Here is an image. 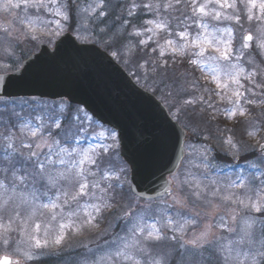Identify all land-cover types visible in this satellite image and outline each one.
Here are the masks:
<instances>
[{"label": "snow or ice", "instance_id": "1", "mask_svg": "<svg viewBox=\"0 0 264 264\" xmlns=\"http://www.w3.org/2000/svg\"><path fill=\"white\" fill-rule=\"evenodd\" d=\"M62 35L111 48L113 58L151 42L159 64L144 60L137 67L147 79L150 66L152 76H159L153 90L162 84L169 97L188 87L185 74L168 81L163 58L188 56L190 65L210 72L215 94L230 105L224 110L230 118L249 115L246 105L264 103L246 94L264 96V83L256 82L264 72L250 51L255 44L264 56V0H0V264L61 256L71 247L70 237L96 232L105 214H111L108 225L89 242L93 246L78 245L84 250L79 264H264V143L223 139L226 155L238 158L256 147L259 155L248 162V171L221 181L208 178L216 167L212 146L186 136L191 158L183 177H174L176 191L169 181L158 200L137 196L124 187L127 169L119 166L115 131L66 101L49 104L15 91L31 67L25 63L27 46ZM245 63L252 68L246 70ZM244 80L262 91L246 89ZM204 91L208 100L201 95L176 106L177 122L189 105L213 108L211 90ZM184 127L210 139L198 124L188 121ZM190 201L204 205L203 215L191 212Z\"/></svg>", "mask_w": 264, "mask_h": 264}, {"label": "water", "instance_id": "2", "mask_svg": "<svg viewBox=\"0 0 264 264\" xmlns=\"http://www.w3.org/2000/svg\"><path fill=\"white\" fill-rule=\"evenodd\" d=\"M29 62L31 67L22 73V84L15 91L21 97L82 106L116 130L133 192L159 199L184 158L187 135L166 108L137 87L107 53L94 45H80L73 36H64L53 49L42 45L40 53L25 63Z\"/></svg>", "mask_w": 264, "mask_h": 264}, {"label": "trees", "instance_id": "3", "mask_svg": "<svg viewBox=\"0 0 264 264\" xmlns=\"http://www.w3.org/2000/svg\"><path fill=\"white\" fill-rule=\"evenodd\" d=\"M140 38H133V42H137ZM239 44V40L237 39V41L234 42L233 47L235 48L237 45ZM107 52H109L111 54V51L113 49L109 48V49H105ZM146 50V49H144ZM33 52L32 47H30V44L27 46L26 52H25V56L26 58H28ZM147 52H143L141 50V47H138L137 49H135L130 56H124L121 58H116L120 64L122 66H124V68L133 75V78L136 80H139V83H141L146 89L152 91L153 89V80L154 77L151 75V68L150 66L147 68L148 71V78L145 79L144 78V69H141L139 67H137L138 64L143 63L144 60H148L147 59ZM125 60H127L128 62L126 63ZM255 60L256 62H258L260 64V66L264 69V60L262 58H260L259 54L255 53ZM157 64H159V62L157 61ZM169 67H168V81L171 82L172 79H180L181 78V74H185V80H186V84H191L193 81L200 83L199 78L198 79H192V76H190V74L192 73V71L190 70L192 65H190L188 63L187 60H176L175 62L172 63H168ZM264 82V80H263ZM196 83V84H197ZM161 87L164 90L163 85H161ZM160 88V87H159ZM160 88V89H162ZM196 93L198 94L197 97L203 95L206 93L204 91V87L203 86H199L196 85ZM166 91H168L167 89H165ZM262 91V90H261ZM260 91V92H261ZM158 97L160 95H162V93L160 92L159 89L156 90L155 93ZM208 96V95H206ZM204 96V97H206ZM215 96V94H214ZM163 97V95L161 96ZM167 97V96H166ZM195 97L194 94H192V96L188 95L187 98H192ZM264 96L259 95L258 100L257 101H264V98H262ZM220 99V98H219ZM221 100V99H220ZM168 103V106L170 108V110L172 112H174V107L172 106V104L169 101H166ZM51 104V103H49ZM228 102L227 100H221V106L216 105V98H214V120L211 118L210 116V112L207 111V106L205 108H203L202 105H200L199 107L202 108V111L204 112V118L206 120H210V121H201L198 120L199 123H196L199 125V127L201 128L202 131L205 132L208 131V135H210V144L213 146V149L217 152H219V148H220V143L223 141V139L227 138L228 136H231L234 138L235 141L237 142H241V141H246L248 144L253 145L252 139L253 137H250L248 135V131L247 129H251L253 128H263L264 130V104L263 103H258L255 106L253 105H246L249 115L246 117L247 119H242V116H239L237 114V116L235 118H232V125L230 126L231 131H227V129H225V123L227 120H229L228 118H223L222 116V112L223 109L228 108ZM261 106V110L257 111V107ZM73 109V107H71ZM75 110V109H73ZM212 111V110H210ZM195 115V114H193ZM252 116V117H251ZM194 117V116H193ZM196 119V118H195ZM200 119V118H199ZM213 120V121H211ZM260 123V126H258L257 124ZM252 128V129H253ZM239 146V144H238ZM224 147H226V145H224ZM255 148H253L252 150H249L246 154H242L240 155V158L242 160V162H250L252 160H254L257 155L256 152L254 151ZM243 151V150H242ZM218 154V153H217ZM219 158H221L220 154H218ZM223 159V158H222ZM225 161V159H223ZM118 161L120 162L119 166L124 167V165L122 164V162L120 161L119 157H118ZM115 162V161H114ZM125 189L128 188V183H127V179H126V183L124 185ZM111 214H105V220H106V226L108 225L109 222V218H110ZM116 231H119V228L117 227L115 229ZM88 240L86 241H90L93 239H96L97 237H92L91 235L87 237ZM84 251V250H83ZM83 251L81 250H77L75 253H71L70 256H66L64 257V255L62 254L61 256H47L45 260L43 261H39V262H32V264H71L73 262L76 261V259H78L77 257L80 258L81 254L83 253ZM4 250L0 249V255L4 254Z\"/></svg>", "mask_w": 264, "mask_h": 264}, {"label": "rangeland", "instance_id": "4", "mask_svg": "<svg viewBox=\"0 0 264 264\" xmlns=\"http://www.w3.org/2000/svg\"><path fill=\"white\" fill-rule=\"evenodd\" d=\"M173 23H175V21L173 22ZM244 27L245 28H248L249 27V25L247 24V23H245V25H244ZM253 28L255 27V25H253L252 26ZM195 31V28H193V32ZM63 36V35H62ZM60 38V37H59ZM59 38H57V39H55V40H53V42L52 43H48L47 42V40H48V37H44L43 39H44V42L43 43H46V44H48V45H50V46H53V44L56 42V40H58ZM165 39V37H164V34L163 33H161V36H160V40H161V42L163 41ZM35 45H34V48H32V49H36V48H38V46L40 45V44H42L41 42H35L34 43ZM30 45H32V44H30ZM155 45L154 44H152L151 42L148 44V46L145 48V47H141V50L143 51V52H147L148 54V56H147V59L149 60V61H151V60H156V61H158L159 62V59H158V57H159V53L158 52H155V53H153L152 51H151V49L154 47ZM144 49H146V50H144ZM252 53H253V55L255 56V53L256 54H258V52H257V50H256V47H255V44L253 45V48L250 50ZM260 56V58H262L263 60H264V56H261V55H259ZM177 58V57H176ZM176 58H175V61H176ZM182 58H184V59H188L189 60V57L188 56H185V57H182ZM192 58H195V57H192ZM163 59H165V60H167L168 61V63H171V62H174L173 61V58L171 57V56H165ZM257 64H259L258 62H256ZM260 65V64H259ZM245 68H246V70H250L251 68H252V65H250V64H247V63H245ZM200 67H198V68H196L198 71H201L200 69H199ZM260 69H261V71L262 72H264V69L260 66ZM204 75H203V74ZM168 74H169V71H168ZM152 75V74H151ZM201 75H203V77H202V81L207 85V87L209 86V87H214L213 85H214V82H211V78H210V72L208 71V70H202L201 71ZM154 79H156V80H158L159 79V76L157 75L156 77H154ZM263 80H264V76H257L256 77V82L257 83H264L263 82ZM242 82H244V81H242ZM162 85V84H161ZM161 85L159 86L160 88H162L161 87ZM188 85H190V83L188 84ZM245 85V88L247 89V88H252L253 89V91L254 92H256V93H260V91H261V89H259V88H256L253 84H251L249 81H248V83L247 84H244ZM186 86V85H185ZM258 90V91H257ZM162 91L164 92V98L167 96V91L164 89L163 90V88H162ZM191 91H187L186 93H183L181 96H176L175 95V93L173 94V96L172 97H169V99H170V102H171V104L175 107V111H176V106H178L179 104H182V102H181V100L179 99L180 97H185L187 94H189ZM191 93H193V92H191ZM258 96L259 95H253L252 93H249L248 94V97L249 98H251V99H253V100H258ZM262 98H264V97H262ZM183 100H185V99H183ZM264 104V103H263ZM227 107H230V105H228ZM258 107H261V106H258ZM76 109V108H75ZM83 112L84 111H82V114H83ZM185 112V111H184ZM252 117V116H251ZM232 121V120H231ZM258 126H260V123L259 124H257ZM253 128V127H252ZM252 128L251 129H247V131L249 132L250 130H252ZM256 128V127H255ZM91 138V137H90ZM257 141H260L261 143H264V130H263V128H260L259 129V131H257L256 132V135L253 137V139H252V142H253V145H256L257 144ZM90 142H95V141H92L91 139H90ZM110 142V140L109 141H106V143H109ZM256 149H258V147H256ZM186 152H187V160L184 162V164H183V167H182V169L180 170V172L178 173V175L177 176H180V177H183V175H184V173L186 172V170L189 168V159L191 158L190 157V155H189V153H190V149H188L187 147H186ZM223 156H230V155H226L225 153H223L222 154ZM210 156H211V153H210ZM231 157V159H233L235 162H237L238 161V159H239V157L238 158H233L232 156H230ZM229 157V158H230ZM195 163H199L200 161H199V159H196L195 161H194ZM255 162H257V160L256 161H254L253 163H255ZM215 164V163H214ZM215 168H210L209 169V172H208V178H210V179H215V178H220L221 179V181H223V179H224V177L226 176V175H228V174H231L232 175V177L234 178V176H235V172L233 171V168L232 167H229V168H220L218 165H216L215 164ZM241 170H244L245 172L246 171H248L249 169H248V165L246 164V166H244V165H241V166H239L238 167V172H240ZM262 170H264V169H262ZM192 171L193 172H197V173H199V172H201L202 170H200V169H195V168H193L192 169ZM214 171V173H212ZM176 176V177H177ZM204 182L205 183H207L208 181H207V179H205L204 180ZM176 191V180L174 179V190H173V192H175ZM164 199H166V200H168L169 202H171V197H167V198H164ZM141 203H143V202H141ZM189 209L191 210V212L193 213V214H195L196 212H201L202 213V215H203V212H204V205H202L201 203H199V202H196V203H192L191 201L189 202ZM221 211H222V209H221ZM204 222H210V221H207V220H202L201 221V223H204ZM104 223H105V220H103L101 223H100V228L99 229H97L96 230V232H85V234H89V235H91L92 237H96L97 236V233L100 231V230H102V229H104L105 227H107L106 225H105V227H104ZM107 224V223H106ZM88 239V238H87ZM94 240H96V239H93L92 241H94ZM90 241H88V242H86V243H89ZM72 246V245H71ZM89 246H93L91 243H89ZM73 247V246H72ZM77 264H79V261L78 262H76Z\"/></svg>", "mask_w": 264, "mask_h": 264}]
</instances>
